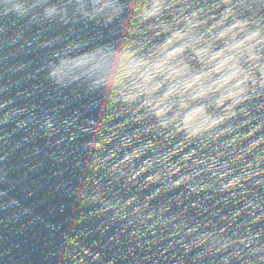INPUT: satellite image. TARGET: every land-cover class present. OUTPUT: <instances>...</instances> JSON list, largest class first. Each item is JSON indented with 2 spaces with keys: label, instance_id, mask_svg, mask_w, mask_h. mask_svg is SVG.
<instances>
[{
  "label": "water",
  "instance_id": "1",
  "mask_svg": "<svg viewBox=\"0 0 264 264\" xmlns=\"http://www.w3.org/2000/svg\"><path fill=\"white\" fill-rule=\"evenodd\" d=\"M0 264H264V0H0Z\"/></svg>",
  "mask_w": 264,
  "mask_h": 264
}]
</instances>
